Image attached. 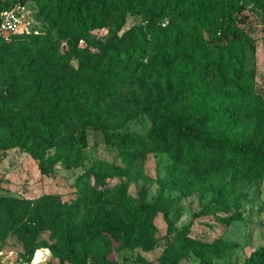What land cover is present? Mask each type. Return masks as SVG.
I'll return each mask as SVG.
<instances>
[{
  "label": "rangeland",
  "instance_id": "1",
  "mask_svg": "<svg viewBox=\"0 0 264 264\" xmlns=\"http://www.w3.org/2000/svg\"><path fill=\"white\" fill-rule=\"evenodd\" d=\"M101 2L128 9L125 18L93 21ZM27 5L34 30L0 37V118L7 116L0 125V264L27 262L29 245L37 264H264V255L253 257L264 247V159L250 166V156L226 158L228 141L264 146V10L253 0H100L84 6V14L71 0ZM138 9L153 16L131 14ZM189 9L212 24L177 14ZM176 27L201 37V43L191 47L177 40ZM232 30L248 35L255 48L220 38ZM213 38L234 56L245 54L243 68L239 58L235 63L240 93L217 76L228 61ZM37 45L45 48L40 55L34 54ZM127 47L139 49L138 56L125 62L122 74L107 71L114 51ZM27 54L29 65L23 62ZM18 64L24 66L20 71ZM6 67L14 71L3 83ZM247 76L253 90L243 81ZM33 93L75 95L84 99L83 107L99 102L104 129L88 127L84 146L77 142L43 170L20 148L34 144L33 136L26 144L27 133L8 120ZM200 94L231 98L205 99L185 110L186 101ZM116 95L122 102H114ZM142 103L179 112L184 123L220 142H203L206 149L195 148L177 161L178 128L166 131L165 120L143 110ZM232 108L242 114L200 119L208 110ZM105 130L143 137V157L125 163ZM64 135L40 141L45 159L66 147ZM215 149L225 155L212 156ZM99 163L114 168L115 176L82 185L81 176Z\"/></svg>",
  "mask_w": 264,
  "mask_h": 264
},
{
  "label": "trees",
  "instance_id": "2",
  "mask_svg": "<svg viewBox=\"0 0 264 264\" xmlns=\"http://www.w3.org/2000/svg\"><path fill=\"white\" fill-rule=\"evenodd\" d=\"M36 2H40L43 4L49 3L51 0H32ZM76 9L79 10V14L83 12L84 14V6H91L93 3L100 2V0H71ZM255 4L264 10V4H261L260 0H253ZM23 2L27 4V0H12L9 2H0V9L8 8L13 6L15 3ZM91 8V7H90ZM95 7H93L94 9ZM128 12V9H122L119 10L116 8L114 4H111L106 7L105 3H99V7L96 11V17L93 19V21H96L97 19H100V17L104 20H107L109 17L116 19V20H123L125 18V13ZM131 14H141L144 16H150L153 15L149 13L146 10L138 9L134 11H130ZM179 16L186 17L189 14H191L195 20L199 22H204L206 26H210L212 24V21L210 19L201 18L198 13L192 9L189 10H183L177 13ZM113 16V17H112ZM96 24V23H93ZM105 24V23H100ZM75 27H77V24H74ZM177 33L176 39L181 40L186 39L191 47L198 46L202 38L199 36H194L193 34L186 32L183 28L176 27L174 29ZM16 34V33H13ZM3 37V36H0ZM220 38L227 39L228 41L231 40H237L241 41L245 46H248L252 49L255 48L254 40L251 39L248 35L241 33L238 30H232V31H223L222 36ZM213 45L218 47V52L222 56L223 59L227 58V61L225 65L227 66V70L225 72L220 71L218 72V77L220 78L221 82L229 88V90L234 91L235 93L241 92V85H239V79L240 75L236 73V68L238 65V58H239V64L240 67L243 68L242 60L244 58V52L239 54H235L230 52L228 47H220L216 45L217 40L213 38ZM124 41H118V45H123ZM122 48V47H121ZM44 47L42 45L35 46L34 54L40 55L44 51ZM132 51V50H131ZM194 58H196V53L194 50ZM139 54V49H134L132 52H130V47L126 48V51H121V49H117L114 51V57L113 60H108L106 62V70L111 72V70H115L116 74H122L123 70L125 68V62H127L128 59L136 58ZM29 55L27 54L23 58V62L27 65L30 64V61L27 59ZM196 62H198L196 60ZM236 63V64H235ZM180 65V63H177ZM18 67H15V70H22L24 66L18 64ZM185 71L190 74V71L187 69L186 65H184ZM197 68H201L200 65L196 66ZM196 67L194 68V71L196 70ZM14 69L12 67H6L4 70L5 77H3V83L6 82V79L9 78V74L13 73ZM245 83H251L249 86L250 89L253 90V79L251 76H247L245 79H243ZM94 86H97V84L93 83ZM112 93L110 94V96ZM207 95L200 94L192 96L190 99H188L184 105V109L187 110L189 106H198L199 104H203L204 100L207 99ZM231 98V95H224L222 97H219L216 95L215 97H209L210 101L217 102L219 100H227ZM114 102L115 100H119V97L113 96ZM120 101V100H119ZM82 102H85L82 97L78 96H68L67 98L63 99L62 96H58L55 93H33L27 102L22 106V108L19 109V111L8 114V120H11V124L22 129L24 132L27 133L26 137V144H27V138H31L33 136L34 144L32 145H20L21 150L31 153L35 158H37L40 161V165L43 170L49 166L52 161L54 160H61L64 155H67L71 152V150L76 146V143L78 142L81 146H84L86 144V129L90 126H96L98 128H103V110L100 109V107L96 106L98 103H95L96 105L88 106L86 105L83 107ZM122 102V100L120 101ZM85 104V103H84ZM197 104V105H195ZM141 108L145 111H151L155 113L159 120L164 119L166 126V131L171 128L173 125H175L180 133L181 140L177 144L176 147V153L175 157L176 160L180 161L182 158L181 156L183 154H187L188 152L194 151L195 148H201L206 149L205 143H212L213 145H217L220 140L218 137L213 136L206 131L195 127L192 124L184 123L182 115H180L179 112H174L171 110H168L164 107H159L156 105H152L149 103H142ZM252 111V114L257 112V109L250 110ZM241 111L232 108V109H224L222 111H216V110H208L205 114H202L200 117L201 121H208L210 118L214 117L216 120H227L231 117L239 116L241 115ZM247 114V113H245ZM7 117L6 115L0 118V125H4V119ZM30 130V132H29ZM65 134L64 136L67 138L63 144L66 145L64 148H59L57 153L55 155H49L46 159L43 157V155L40 153L39 150V143L40 141H46L51 139H56V137L60 136V134ZM105 133L108 137V139L112 142L117 144V146L120 149V156L122 160L125 163H132L135 160L143 157L145 153V142L144 138L138 135H133L129 132L124 131H108L105 130ZM166 141V139H165ZM62 144V143H60ZM228 153L227 157L228 159H237L240 158L244 161H247L249 156L251 157V161L249 163L250 166H253L255 162L264 159V146L261 145V143L249 140L245 143L238 142L236 140L228 141ZM186 150L184 151V149ZM210 154L214 157H222L225 155V153H222V151H218L216 153V149L211 151ZM200 161V160H199ZM262 167L264 169V163L262 164ZM114 168H112L107 163H99L95 166H92V168L83 174L81 176V184L82 185H88L95 182H101L103 180L113 178L115 176ZM96 184V183H95ZM222 197H224V194H222ZM221 197V198H222ZM26 261H31L35 255V248L31 245H29L26 248ZM264 255V247L259 248L254 254L253 257L259 258ZM67 258L66 256H63L62 259L64 260Z\"/></svg>",
  "mask_w": 264,
  "mask_h": 264
},
{
  "label": "built area",
  "instance_id": "3",
  "mask_svg": "<svg viewBox=\"0 0 264 264\" xmlns=\"http://www.w3.org/2000/svg\"><path fill=\"white\" fill-rule=\"evenodd\" d=\"M34 30L33 17L26 3L18 2L13 6L0 9V36L10 33L30 34ZM40 250L37 251L39 255ZM12 264V263H7ZM22 264H37L36 257Z\"/></svg>",
  "mask_w": 264,
  "mask_h": 264
}]
</instances>
